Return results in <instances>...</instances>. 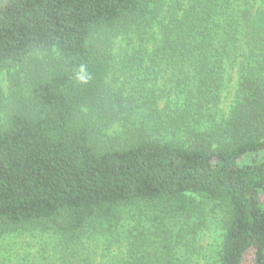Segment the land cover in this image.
<instances>
[{
  "label": "trees",
  "instance_id": "1",
  "mask_svg": "<svg viewBox=\"0 0 264 264\" xmlns=\"http://www.w3.org/2000/svg\"><path fill=\"white\" fill-rule=\"evenodd\" d=\"M251 9L0 0V238L51 224L67 245L109 227L130 245L118 264H198V212L212 204L224 212L215 264H264V0ZM233 71L229 112L219 113ZM141 106L127 142H106L116 110ZM141 206L155 210L149 225L125 230L123 216Z\"/></svg>",
  "mask_w": 264,
  "mask_h": 264
},
{
  "label": "rangeland",
  "instance_id": "2",
  "mask_svg": "<svg viewBox=\"0 0 264 264\" xmlns=\"http://www.w3.org/2000/svg\"><path fill=\"white\" fill-rule=\"evenodd\" d=\"M157 0H150L151 4ZM166 2L168 0H165ZM239 4L243 5L244 1L249 2L253 6L252 12H255L257 0H237ZM241 9V8H240ZM15 77L21 81L24 79L23 75H19L15 70H12ZM8 74L6 71L0 72V100L5 99L8 91L7 85ZM227 78V90L222 95L221 103L218 104L216 111L223 114H228L235 88V74L234 71ZM229 80V81H228ZM111 83V81H110ZM112 86V85H111ZM165 104H158L159 112L163 111ZM172 106V105H169ZM138 111L125 113L116 110L113 115V124L106 131V136L109 138L106 142L113 145L125 143L126 134L132 122L140 120V116L147 115L146 108L141 106ZM116 109V108H115ZM164 118L169 119L171 116L168 110L163 114ZM255 156H246L244 161H252ZM260 200L264 202V191L260 194ZM141 210H136L134 213L123 216L125 222V230L136 228L138 226L149 225V215L154 214V209L149 206H141ZM158 211V209H156ZM198 219L202 223V228L197 235V240L194 244L195 256L193 261L198 264H215L218 250L220 248V239L222 233V225L224 219V212L219 207H213L212 204H204L200 207L198 212ZM166 218L161 215L156 220V224L164 226ZM136 226V227H134ZM93 226L87 227L82 233L76 237L73 242L69 244L55 243L51 239V233L54 231L51 224L38 225L33 227H26L19 229V231H11L9 237L0 238V264H8L5 260L7 255L10 257L19 258L24 256L25 264H118L117 257L123 256L125 262L128 260V253L130 245L128 240L125 242L114 241L117 237L115 229L109 227L94 229ZM98 227V226H97ZM100 230V231H99ZM98 231V233H96ZM134 235V234H133ZM50 238V240L48 239ZM125 237V236H124ZM43 243L47 244L45 247ZM5 255V256H3ZM3 256V257H2ZM52 257V259H49ZM22 258V257H21ZM20 258V259H21ZM53 261V262H51ZM15 262V260H13Z\"/></svg>",
  "mask_w": 264,
  "mask_h": 264
}]
</instances>
